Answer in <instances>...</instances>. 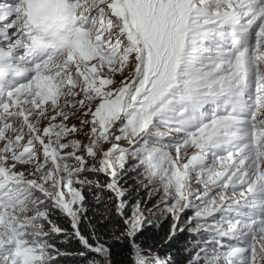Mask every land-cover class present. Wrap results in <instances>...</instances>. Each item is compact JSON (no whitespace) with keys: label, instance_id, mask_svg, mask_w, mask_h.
I'll return each mask as SVG.
<instances>
[{"label":"snow or ice","instance_id":"1","mask_svg":"<svg viewBox=\"0 0 264 264\" xmlns=\"http://www.w3.org/2000/svg\"><path fill=\"white\" fill-rule=\"evenodd\" d=\"M122 141L173 210L232 214L206 264H264V0H0V264L39 259L62 162Z\"/></svg>","mask_w":264,"mask_h":264},{"label":"trees","instance_id":"2","mask_svg":"<svg viewBox=\"0 0 264 264\" xmlns=\"http://www.w3.org/2000/svg\"><path fill=\"white\" fill-rule=\"evenodd\" d=\"M110 173L108 165L102 162L98 169L81 174L82 212H79L76 227L68 217L56 213V226L61 233L69 235L64 238L65 234L60 233L54 240L60 262L139 264L135 258L140 256L146 258L148 264H159L161 260L163 264H199L193 259L191 248L196 234L188 226L181 227L167 217L131 227L132 206L137 202L149 207V202L145 201L144 191L129 168L117 169L111 179ZM115 187L123 191L119 199L120 212Z\"/></svg>","mask_w":264,"mask_h":264},{"label":"rangeland","instance_id":"3","mask_svg":"<svg viewBox=\"0 0 264 264\" xmlns=\"http://www.w3.org/2000/svg\"><path fill=\"white\" fill-rule=\"evenodd\" d=\"M77 123V121H70ZM72 138L79 139L82 143H86L87 139L83 134L76 135ZM119 148L113 149L108 159H106L109 145L104 144L103 148L98 144L93 149V153L89 155L84 152L85 163L81 166L77 161L65 160L61 167L67 165V170L59 179L62 181L64 188L63 194L59 200L55 198L42 197L39 193L33 194V219L30 221V234L32 240L38 242L40 251L39 259L35 264H63L58 258L56 244L54 240L62 232L56 226L55 215L62 214L68 217L72 226L76 227L79 212H82L80 186L83 182L82 173L86 170H96L99 164L105 162L111 170L110 174L116 173L117 169L125 166L129 168L137 178L140 187L144 191L145 201L148 205L135 203L132 206V214L130 225L139 227L142 224L152 222L156 219L170 217L173 221L181 226H188L195 231V244L191 246L194 254L193 259L199 264H206L209 257L216 253L226 250L234 244L239 243V238L235 236H220L219 232L223 230L224 223L232 218L231 213L217 211L209 216L200 217L196 213L200 210V206L191 199L192 193L189 192V201L186 207H180L178 211L171 208L172 201L176 199L174 187H170L165 193L161 180L155 176L146 162L144 154L141 150L127 146L126 142H121ZM155 159V157L153 158ZM109 162V164L107 163ZM115 167V168H112ZM193 174L189 175V182L192 180ZM120 197L123 194L122 190L117 188ZM118 212L121 209V202L116 199ZM43 213L42 216L36 215ZM54 216V217H53ZM128 221L127 219L125 220ZM73 228V227H72ZM76 233V232H75ZM65 234L64 238L68 233ZM61 236V235H60ZM78 236V235H77ZM7 249H0V257L6 254ZM102 257V248L99 251ZM139 264H148L146 258L136 256ZM93 264H100L99 261ZM159 264H163V260Z\"/></svg>","mask_w":264,"mask_h":264},{"label":"water","instance_id":"4","mask_svg":"<svg viewBox=\"0 0 264 264\" xmlns=\"http://www.w3.org/2000/svg\"><path fill=\"white\" fill-rule=\"evenodd\" d=\"M111 151H112V150H111ZM111 151H107V154H106V156H105L106 159L109 158ZM107 163L109 164L108 161H107ZM111 178H112V174H110V179H111ZM112 186H114V185L112 184ZM115 193H116V198H117V200H118V202H119L120 195H118V191H117L116 187H115ZM119 210H120V209H119ZM125 223H126V221H125ZM135 261H136V263H138V258H135Z\"/></svg>","mask_w":264,"mask_h":264}]
</instances>
